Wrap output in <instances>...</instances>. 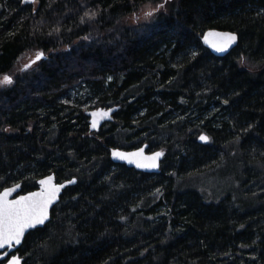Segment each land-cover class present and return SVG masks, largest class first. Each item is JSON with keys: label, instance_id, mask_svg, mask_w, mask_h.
Returning <instances> with one entry per match:
<instances>
[{"label": "trees", "instance_id": "1", "mask_svg": "<svg viewBox=\"0 0 264 264\" xmlns=\"http://www.w3.org/2000/svg\"><path fill=\"white\" fill-rule=\"evenodd\" d=\"M38 3L0 0V78L13 80L0 192L77 183L25 238L24 264H264V0H169L135 26L124 19L164 0ZM210 29L238 34L236 49L214 56ZM113 106L91 132L86 110ZM144 144L164 153L160 173L113 163V148ZM229 165L241 196L209 198L196 176Z\"/></svg>", "mask_w": 264, "mask_h": 264}, {"label": "snow or ice", "instance_id": "2", "mask_svg": "<svg viewBox=\"0 0 264 264\" xmlns=\"http://www.w3.org/2000/svg\"><path fill=\"white\" fill-rule=\"evenodd\" d=\"M25 2L36 3L37 0H25ZM168 2L169 0H164V3L157 5L154 9L151 5H148L149 10L144 12V17L146 19L153 17L155 12L163 9ZM95 15V13H92L89 19H93ZM136 19L138 20L139 17H136ZM81 23H84L83 18H81ZM236 40L237 37L231 33L208 32L204 37V42L218 53L227 52L236 43ZM193 54L195 55V53ZM42 57L43 53H37L36 59L32 61V64H35ZM27 67H31V64L27 65ZM12 84L13 80L9 76H4L0 80V87L11 86ZM91 115L96 117L98 113L94 112ZM92 126L94 128L97 126L95 119L92 121ZM200 139L204 142L208 141L206 136H201ZM162 155V152H157L150 157H145L143 149L132 153L118 151L112 153L114 159L135 164L137 168L159 167L158 160ZM70 183H75V181H70ZM39 184L41 185L40 191L31 192L26 196H19L14 200L9 199V197L16 191L19 185L14 188H6L0 193V261H6V264H20V260L14 254L9 258L8 250L12 249L14 245L21 243L27 230L45 223L48 219L49 207L57 199L63 187V185L57 186L53 183V177L51 176L40 180Z\"/></svg>", "mask_w": 264, "mask_h": 264}, {"label": "water", "instance_id": "3", "mask_svg": "<svg viewBox=\"0 0 264 264\" xmlns=\"http://www.w3.org/2000/svg\"><path fill=\"white\" fill-rule=\"evenodd\" d=\"M38 1V0H37ZM23 4L24 5H33L35 3H31V2H28L26 3L25 0H22ZM208 32H218V33H231V34H234L236 37H237V40H236V43H234L229 49L227 52H224V53H218L216 51L213 50V48L209 47L208 44H206L204 42V37L205 35L208 33ZM202 44L210 50V52L216 56V57H219V58H223L225 56H228L234 49H236V47L238 46L239 44V36L238 34L234 33V32H231V31H222V30H218V29H210L208 31H206L204 33V35L202 36ZM36 57L33 59L35 60ZM42 59H45V55L43 54V57ZM40 59V60H42ZM32 60V61H33ZM38 60V61H40ZM32 61L30 62L31 65L32 64ZM36 61V62H38ZM120 107L119 106H113V107H109V108H93V109H90L88 111H86V116L88 117L89 119V126H90V131L91 132H99L100 129L102 128L103 125H105L106 123H112L114 122L115 120V115L117 114V112L119 111ZM98 113V115L96 117H93L91 115V113ZM93 119L96 120L97 122V126L94 128L92 126V121ZM202 136H206V135H202ZM207 137V136H206ZM208 138V137H207ZM199 141L201 143H207V142H204L202 141L201 139H199ZM140 149H143L144 150V156L145 157H150L152 156L154 153H157V152H162V151H155V152H150L149 151V146L147 144H144L142 145L141 147L139 148H136V149H132V150H127V149H120V148H113L111 150V159L113 161V163L115 164H123V165H126L127 167L129 168H134L136 169L137 171H140V172H144V173H149V174H158L160 173V168H161V162L163 161V158H164V153L163 155L159 158L158 160V165L159 167L157 168H137L135 166V164H129L127 161H124V160H119V159H114L113 156H112V153L114 151H118V152H124V153H132V152H137L139 151ZM53 177V183H55L57 186L59 185H63V187L61 188V191L60 193L58 194L57 196V199L53 202V204L49 207V214H48V219L45 221V223L43 225H38L36 228H32V229H29L25 232L22 240H21V243L18 244V245H14L12 249L8 250V253H9V256L16 253L15 256L20 260V264H24V257L20 256V254L18 253L19 249L22 247L23 243H24V240L25 238L27 237V235L32 232V231H35L36 229H39V228H43L46 224H48L51 220V214H52V211L53 209L60 203L61 201V197L64 193V191L68 188V187H71V186H74L76 183H77V180L74 179V180H71V181H75V183H70V181H64V182H58L57 179H56V176L54 174L52 175H49V176H45L41 179L38 180V187L36 190H33V191H29L27 193H22V184H17L19 185V187L16 189L15 192L12 193V195L9 197V199H17L19 196H26L28 195L29 193L31 192H38L41 190V185L39 184V181L40 180H43V179H46L47 177ZM17 185H13V186H10V187H7V188H14L16 187ZM6 189V188H5ZM5 189H3L0 193H2ZM6 264V263H5Z\"/></svg>", "mask_w": 264, "mask_h": 264}, {"label": "rangeland", "instance_id": "4", "mask_svg": "<svg viewBox=\"0 0 264 264\" xmlns=\"http://www.w3.org/2000/svg\"><path fill=\"white\" fill-rule=\"evenodd\" d=\"M38 4H39L38 1L35 4H33L35 9L38 7ZM148 5H151L153 9L157 6L156 4H146L142 6L137 12L134 13L135 15L132 14L131 16L126 17L124 19V23H126L127 25L135 26V25H145L151 22L152 17L147 19L144 17V12L149 10L147 7ZM157 12H155V14ZM136 17H139V19L137 20ZM62 51L66 52L67 48L62 49ZM34 58L35 56H30V55L24 56L18 63L16 74H20L21 71H23ZM2 79L3 77L0 78V80ZM197 182L203 188V190L206 191L207 196L212 199H216L218 198V196L225 195L232 191H238L235 188V186L232 184L233 182H238V175L231 170V165H229L228 167L227 166L221 167L218 170L212 172L210 175L208 174L197 175L195 178V183ZM234 195L238 198L241 196L239 191L235 192Z\"/></svg>", "mask_w": 264, "mask_h": 264}, {"label": "flooded vegetation", "instance_id": "5", "mask_svg": "<svg viewBox=\"0 0 264 264\" xmlns=\"http://www.w3.org/2000/svg\"><path fill=\"white\" fill-rule=\"evenodd\" d=\"M16 253H14V255H15ZM13 255V254H12ZM12 255H10L9 256V258L12 256ZM2 264H5L6 263V261H0Z\"/></svg>", "mask_w": 264, "mask_h": 264}]
</instances>
